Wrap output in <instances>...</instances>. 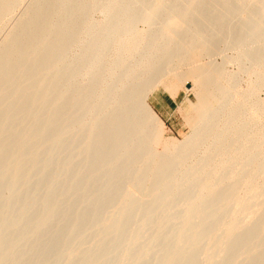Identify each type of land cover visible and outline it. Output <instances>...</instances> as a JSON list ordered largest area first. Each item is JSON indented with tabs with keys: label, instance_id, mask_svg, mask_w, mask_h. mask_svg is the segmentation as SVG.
<instances>
[{
	"label": "bare ground",
	"instance_id": "bare-ground-1",
	"mask_svg": "<svg viewBox=\"0 0 264 264\" xmlns=\"http://www.w3.org/2000/svg\"><path fill=\"white\" fill-rule=\"evenodd\" d=\"M202 1L30 0L26 9H22L24 11L15 19L13 27L0 41V264H23L32 260V256H38L32 257L35 260L32 264H48V260L53 259L55 264H234L241 256L256 251L255 245L239 246L231 260L227 256L235 237L245 234L252 225L257 226L256 239L264 236V108L258 97L264 90V47L263 53L259 50V55L253 52L254 44L264 35V2L256 5V10L242 22L239 35L232 27L234 20L230 22L232 32L238 36L230 35L234 37L232 47L236 55L225 57L220 65L213 62L209 67L193 64L179 71L181 63L198 60L209 47H215V43L218 46V40H224L219 37L221 33L216 41L208 35L207 29V33L203 32L206 27L202 26L208 24L201 26V21L218 20L203 16L204 11L194 14L195 7ZM230 1L234 5L233 0ZM257 1L245 0L243 3L258 4ZM175 2L180 5H173ZM21 3V0H0V32ZM230 8L227 6V13ZM95 12L101 19L93 17ZM77 16L79 19L75 21ZM140 24L146 28L139 29ZM230 28L228 31L231 32ZM259 45L254 47L259 48ZM227 63L240 64L238 72H227ZM240 71L248 76L245 89L239 86ZM170 77L182 84L191 80L195 89V99L189 101L191 116L189 120L186 118L191 132L181 141H162L163 123L149 102L152 93ZM84 81L90 83L87 95L83 93L88 85ZM70 90L71 95L66 100V92ZM82 108L85 112L80 120L78 112ZM105 118L104 125L98 128L97 124ZM106 130H111V140L120 142L112 151H109L111 140L108 144L101 140ZM81 131H85V136L76 142ZM66 136L70 141L67 148L63 147L65 158L53 163L61 172L52 174L47 181L45 178L42 201L55 195L54 184L64 179L65 171L68 173L70 169L71 181L80 186L88 185L89 181L84 169L95 176L109 173L115 177L124 172L127 180L134 183L139 180L140 184L148 165L150 169L145 181L137 186L159 196L156 201L159 206L171 201L175 191L183 186H191L193 195L183 198L179 217L164 221L159 216L150 221L149 213L155 209L152 208L129 223L125 210L130 194L125 187L126 192L113 217L104 216L95 222L92 217L93 222L85 218L80 223L88 220L89 224L76 233L74 228L80 227L76 226L79 215L84 217L86 214L69 213L73 216L69 224L58 227H66L65 238L61 234L63 229L48 227V230L60 231L57 233L64 239L62 249L57 252L53 249L57 245L51 243V236L47 237L54 246L51 249L57 252L45 250L54 254L51 259L47 257L50 253L44 251L49 247L42 246L49 245L45 242L38 246L35 243L36 247H29L27 252L20 246L26 255L17 260L14 255H17L18 245L36 236L58 211L52 201L51 204L42 202L38 212L30 217L31 222L26 223V215L36 202L21 198V203L18 198L22 196L18 194L26 191L34 166H38L35 180H41L39 177L42 178L52 157L60 153L58 145L66 143ZM158 146L163 147L166 156L157 152ZM123 164L127 166L125 171H121ZM153 177L157 179L154 183ZM134 183L132 187H135ZM67 185L61 196L69 190ZM104 188L99 186L98 190ZM94 189L97 190L93 188L92 191ZM221 189L224 191L218 198L227 194L234 197L232 208L225 204L220 207V210L230 209L232 218L222 222L196 220L200 209L206 206L202 198H210ZM8 191H12L11 196L3 197L2 193ZM13 211L19 215L14 216ZM61 215L59 213L56 218L65 217L67 213ZM45 232H41L43 236ZM89 234L93 236L81 244ZM109 248L108 256L104 251ZM259 264H264V258Z\"/></svg>",
	"mask_w": 264,
	"mask_h": 264
},
{
	"label": "rangeland",
	"instance_id": "rangeland-1",
	"mask_svg": "<svg viewBox=\"0 0 264 264\" xmlns=\"http://www.w3.org/2000/svg\"><path fill=\"white\" fill-rule=\"evenodd\" d=\"M22 1V3L18 6V8H16V10L13 12V14L9 17V19H7V21H8V23H7V21H5L4 22V25L6 26V28L5 27H3V29H2V31L0 32L1 34H0V41L2 40V38H3V36H4V34H5V32L6 31H8V30H10L12 27H13V25H14V22H15V19L20 15V12H23L25 9H26V6L30 3L29 1L30 0H21ZM27 1V2H26ZM32 1V0H31ZM219 1H221V2H219ZM229 0H216V1H213V0H205V2H204V0L202 1V3H200L199 5H197L195 8H196V10L194 11L195 13V15H197V13L196 12H203L204 11V14H203V16L204 15H207V18H210V17H214V18H212V19H217L218 21H216V20H212L215 24L213 25V22H211V19L209 20L211 23H209V21H201L200 22V25L202 26V25H204V23H206V24H208V25H204V26H202L203 28L204 27H206L204 30H203V32H208V35H210V37H214V40H218L219 38H218V36L217 35H219L220 33H221V35H219V37L220 38H222V39H226V42H224V40L222 41L221 39L220 40H218L219 42L218 43H220L218 46H216L217 44L215 43V47L213 46V47H209V49H208V51H206L204 54H203V56L201 57V58H199L198 60H195V61H187V62H184V63H181V67L179 68L180 70L179 71H184V70H186V69H188V68H190V67H192V66H194L193 64H195V65H202V66H207V67H209V63L211 64L212 62H213V64L214 63H216L217 65H220L222 62H223V60L225 59V57H231V56H234V55H236V51L233 49V47H232V42H233V39H234V37L236 38V34L235 33H233L232 32V27H234L235 29H234V31H236L237 32V34L238 33H240L239 31H240V26L242 27V25H244V23L242 24V22H245V19L248 17V16H250V13H251V11H255L256 10V5L258 6L259 5V3L260 2H264V0H259V2H258V4L257 3H254V4H250V3H243V1L245 2V0H240V2L239 1H234L233 0V2H234V5H231V4H233L231 1L230 2H228ZM201 2V1H200ZM208 3V4H205V3ZM211 2V3H210ZM226 2H228V3H226ZM203 3L205 4V5H203ZM216 3V4H215ZM221 3H223V4H221ZM176 4V5H175ZM227 4V6H229V8H230V6L232 7V6H234V7H232V9L230 8V10L232 11H229V13H227L228 12V10L229 9H227V6L226 7H224L225 5ZM240 4H242L243 5V7H245V9L243 8V7H241L240 6ZM244 4H246V5H244ZM249 4V5H248ZM22 5V6H21ZM173 5H175V6H177V5H180L179 4V2L177 3V2H175V3H173ZM208 6V8H207V10L208 11H206V7ZM210 5V6H209ZM213 5V6H212ZM220 5H222V6H220ZM250 5H251V7H250ZM253 5V6H252ZM198 6H200V7H198ZM212 6V7H211ZM235 6H237L238 8H236L235 10L236 11H234L233 9L235 8ZM247 6H249V7H247ZM24 7H25V9H24ZM213 7H215L216 9H214V10H212L213 9ZM198 8L199 9H201V11H198ZM227 9L226 11H224V9ZM247 8H249V9H247ZM22 9H24V10H22ZM217 9H219V10H217ZM22 10V11H21ZM248 12H247V11ZM213 11H216L215 13H212ZM238 11V12H237ZM245 11V12H244ZM234 13V14H236V15H234V14H232V15H229V14H231V13ZM236 12V13H235ZM239 12H240V14H239ZM210 13H211V15H210ZM225 13V15H223ZM246 13V14H245ZM200 14H202V13H199V15ZM218 15V16H214V15ZM219 14H221V15H219ZM248 14V15H247ZM93 17L94 18H96V20H99V19H101V16H100V14L98 13V12H95V13H93ZM208 15H210V16H208ZM234 15V16H233ZM237 15H239L240 17H238ZM245 15H247L246 17H245ZM79 16V15H78ZM78 16H77V18H74L75 19V21H77V19H79L78 18ZM222 16V17H221ZM225 16L228 18V19H226L225 18ZM231 16L232 17H234V19L232 18L231 19ZM235 16H237V17H235ZM242 16V17H241ZM244 16V17H243ZM206 17V16H205ZM217 17V18H216ZM219 17V18H218ZM13 18V20H11ZM224 18V19H223ZM235 18H237L236 20H235ZM241 18H243L242 19V21L240 20ZM230 19V20H229ZM225 20H227L226 21V23H225ZM229 20V21H228ZM234 20V22H232ZM220 21V22H219ZM236 21H238V22H236ZM239 21H241V22H239ZM224 23V25H223V23ZM230 22H232L233 24H234V26L232 25V23H230ZM203 23V24H202ZM228 24H230V25H228ZM210 25H212V26H210ZM220 25H223V26H221V28H223V29H221L219 26ZM231 25H232V27H231ZM201 26H199V27H201ZM229 26V28L231 29V32L230 31H228V29L229 28H227L226 29V27H228ZM236 26V27H235ZM139 27V29L141 28V29H144V28H146V27H144V26H142L141 24L138 26ZM144 27V28H143ZM209 27V28H208ZM211 28V29H210ZM225 28V29H224ZM238 28H239V30H238ZM201 29V28H200ZM207 29V30H206ZM215 29H217V30H215ZM220 29H221V31H220ZM3 30H5V31H3ZM202 30V29H201ZM206 30V31H205ZM211 30V31H210ZM214 30V31H213ZM227 32H226V31ZM238 30V31H237ZM219 32V33H217L216 35L214 34L215 32ZM206 32V33H207ZM213 32V34H209V33H212ZM228 32H230L229 34H227ZM222 34H224V35H222ZM225 34H227V35H225ZM232 34V35H231ZM183 35V34H182ZM229 35V36H228ZM230 35L231 36H234V37H230ZM239 35V34H238ZM223 36V37H222ZM226 36V37H225ZM263 36V37H262ZM225 37V38H224ZM238 37V36H237ZM217 38V39H216ZM229 38H231V39H229ZM233 38V39H232ZM260 39H262V41L260 40ZM260 39L257 41V43L256 44H254V46L256 45H258V44H260L259 46V48L258 47H254L253 46V50H255V51H253L254 53H258V55L259 54H261V51H262V53H263V47H264V45H262V44H264L263 43V41H264V35H261V37H260ZM222 41V42H221ZM229 41H230V43H229ZM228 44H230V45H228ZM262 45V46H261ZM228 46H230V47H228ZM222 47H224V48H222ZM232 48V49H231ZM215 49V50H214ZM218 49V50H217ZM257 49V50H256ZM212 50H213V52H212ZM217 50V51H216ZM234 50V51H233ZM259 50H261V51H259ZM234 52V53H233ZM210 55V56H209ZM230 55V56H229ZM263 55V54H262ZM210 60H209V59ZM203 59V60H202ZM212 59H214V60H212ZM221 60V61H220ZM205 63L207 64V65H205ZM239 65L240 64H236V63H227L226 64V70H227V72H231V73H236V72H238V70H239ZM72 67V66H71ZM70 67V68H71ZM69 69V68H68ZM240 75H238V80H239V86H240V88H243V89H245L246 87L245 86H247V83H248V76L245 74V73H241V71H240V73H239ZM64 81V78H62L61 79V81ZM62 81V82H63ZM85 83H87L88 85L86 86V90L83 92V93H85L86 95L88 94V93H90V91L88 90V86H89V84L90 83H88V81H84ZM193 91V92H192ZM69 92H71V90L70 91H68V92H66V100H68V98L70 97V95H71V93H69ZM188 92V93H187ZM194 92H195V89H194V84H193V82L191 81V80H188L187 82H184L183 84L182 83H180L179 81H177L176 79H174V78H167V80H165V82H164V85L162 86V87H159V88H157L152 94L153 95H151L150 96V106L152 107V109H153V111L156 113V115L160 118V120L162 121V123H163V131H162V135H161V139H162V141H167V140H171V139H175V140H179V141H181V140H183L190 132H191V130H190V127H189V125H188V123H187V120H189V118H190V116L191 115H189V112H190V110H189V101L190 102H192V101H194V99H195V97H194ZM112 95V94H111ZM110 95V96H111ZM122 95V94H121ZM258 97H259V100H261V105H262V107L264 108V103H263V101H264V90H261L259 93H258ZM158 98H163L164 100H166V101H168V110L166 111V112H164V111H159V110H157V108L156 107H154V105H155V101H156V99H158ZM188 101V102H187ZM83 110H81L80 112H78V119H80V120H82V117H83V113L85 112L84 111V109L85 108H82ZM69 112L68 113H66V119H67V121H66V123L68 124L69 123ZM189 115V116H188ZM186 118H187V120H186ZM106 120H107V118H105L104 120H101L98 124H97V127L98 128H101L103 125H104V123L106 122ZM66 124V125H67ZM96 127V128H97ZM109 131V132H108ZM85 134V131L84 132H82L81 131V133H79L78 134V136H77V138L78 139H76V142H78V141H80V140H82L83 138H84V135ZM112 136V133H111V130H106V131H104V133H103V136H102V141L103 142H106L107 144L109 143V141L111 140L110 138H111V136ZM69 138V139H68ZM168 138H170V139H168ZM114 140V141H113ZM69 141H70V137L69 136H66V143H61V144H59L58 145V149H60V153L59 154H57V155H54L53 157H52V159L50 160V163H49V166L46 168V169H44L43 170V172H42V175H41V177L42 178H40L39 177V179H41V180H35L36 179V176H35V173L37 172V169H38V166H34V168H31V169H33L32 170V172H31V174H33V177L31 178V180L29 181V183H28V185H27V189H26V191H21L20 193H23V194H25L24 196H23V194L21 195L20 193V195L18 194V196H22V197H19L18 198V200L19 199H21L22 198V200L23 201H25V200H35V205L37 206H33L31 209H30V211L28 212V216L26 215V219H25V222L27 223V222H31V219L33 218V216L38 212V208H39V204L40 203H42V202H46V204H51V201L53 202V203H55L58 207H57V210L58 211H56V213L55 214H57V215H59V213H60V215L63 213V212H66L67 213V215L65 216V217H61L60 218V216H59V218H56V217H58L57 215H54V217H53V219L39 232V233H41V232H45V229L47 230V232H45L44 234H45V236H43V233H41V235H39V233L36 235V236H34V237H32V238H30L31 240H29V241H23V242H21L20 243V245H18V247H22L23 249H25L26 250V252L28 251V249H29V247H30V249L32 248H35L36 246H38V245H40L41 243H45L46 242V244L48 243L49 245H42V246H44V247H49V248H45L44 249V251L45 250H49V249H51V247H54V246H52V244L51 243H54V245L56 246V247H59V248H53V249H57V252H60V248L62 249V246H61V244L63 243L62 241L64 240V239H62V237H61V235L59 234V233H57V231L59 230V229H63L62 230V232H64L65 231V229H66V227H63V228H61L62 226H64V225H68L69 224V222L71 221V218L73 217L72 216V214H69V213H74V212H76V214L77 215H79V214H86V215H84V217H82V215H79L80 216V219H79V223L76 225V226H78V225H80V227H78V230L76 229V227L74 228L75 230H74V232L75 231H77L76 233H78L79 231H82V230H84L86 227H87V225L89 224L88 222L90 221V222H95V220L96 221H98V220H100V219H102L104 216H110V217H113L115 214V208H116V206H117V204H118V202L120 201V199H121V197L124 195V193L126 192V188L125 187H127V189H128V195L130 194V196H128L127 197V208H126V212H125V217H127L126 218V222H129V223H131V222H133L134 220H137L140 216H142V214H144V212H146V209H152V208H157L155 211L152 209V213H149V219H150V221H153V220H155L157 217H159V216H161V218H163L164 219V221H168V220H170V219H172V218H176V217H179V214L181 213L180 211H181V202L183 201V198H186L187 196H191V195H193V193H191V192H193V190H191L192 189V187L190 186V187H188V186H183V187H180L179 189H177L176 191H175V194L173 195V197H172V200L171 201H169L166 205H158V202H156V201H159V196H153V194L150 192V191H144V190H142V187L141 186H137V185H140V184H143L142 182H144L145 181V177L148 175L147 174V172H149L148 170L150 169L149 168V165L148 164H146V165H148L147 166V172L145 173V172H143V170H142V172L144 173V174H142V175H144L143 177L144 178H142V182L140 181V184H138L139 183V180H135V181H137V183H134V182H130L129 180H127V178L124 176V172H120L119 173V175H115V177L113 176V174H109V173H103V175H98V176H95V175H93V174H90L87 170H83V172H84V175L86 176V178L89 180L88 181V185H86V186H80V185H78V183L77 184H75V187H71V186H74V184H73V182L71 181V177H72V171H71V169H70V171H68V173H66V171H65V178L64 179H62V180H60V181H58L56 184H54V192H55V195H53L51 198H49V199H45L46 201H42L41 199H40V196H41V193L43 192V188H44V180H45V178H46V181H47V179L49 178V176H51L52 174H54V173H56V172H61L60 170H59V168L58 167H56V164H55V166H54V164L53 163H56V161H59V160H61L60 158H65V155H66V151L64 150V148L66 147L67 148V144H69ZM68 142V143H67ZM117 143H119L120 144V142H117V140L116 139H112L111 141H110V143H109V147H110V149H109V151H112L113 149H115L116 147H117ZM95 145V144H94ZM64 147V148H63ZM62 148V149H61ZM93 148H94V146H93ZM100 150H102V152H103V149H100ZM163 147L162 146H158L157 147V152L158 153H162V154H164L163 152ZM104 153H106V152H104ZM103 153V154H104ZM113 153H111L110 154V156H113L112 155ZM165 156L167 155V154H164ZM54 157H57L56 159H54ZM125 157V156H124ZM199 157V156H198ZM165 159V158H164ZM54 160V161H53ZM51 164V165H50ZM55 167V168H54ZM127 166L125 165V164H123L122 166H121V171H125V170H127V168H126ZM144 167H146V166H144L143 165V168ZM36 168V169H35ZM49 168V169H48ZM142 167H141V169H143ZM47 170V171H46ZM50 171H52V172H50ZM50 173V174H49ZM68 174H71V176H69ZM146 174V175H145ZM68 175V176H67ZM156 176H157V173L155 174ZM154 175V176H155ZM159 176H158V179H160V174H158ZM161 175H164L163 173H161ZM44 176V177H43ZM47 176V177H46ZM117 176H119V177H117ZM122 176V177H121ZM155 176V177H156ZM104 177V178H103ZM111 177V178H110ZM142 177V176H141ZM115 178V179H114ZM154 178V177H153ZM107 180V181H106ZM156 180L157 179H155L154 178V180H153V183H154V181L156 182ZM33 181L34 182H36V183H34V184H31V183H33ZM39 181H41V182H39ZM63 181V182H62ZM104 181H106V182H104ZM72 182V183H71ZM128 182V183H127ZM41 183H43L42 185H41ZM59 183H62V184H59ZM136 184L135 185V187H132V184ZM37 184H39V185H41V186H36ZM68 184V185H67ZM72 184V185H71ZM104 184V185H103ZM30 185V186H29ZM57 185V186H56ZM62 185V186H61ZM65 185H67L66 187H69L70 186V188H69V190L66 192V194H64V196H61V191L64 189V187H65ZM90 185V186H89ZM131 185V186H130ZM78 186V189L76 188ZM95 186V187H94ZM99 186L100 187H102V186H105V188L104 189H102V190H98V188H99ZM153 186H154V184L152 185V187H150V188H153ZM30 187H32V188H30ZM40 187H42V188H40ZM58 187V188H57ZM84 187V188H83ZM89 187V188H88ZM141 187V188H140ZM74 188V189H73ZM93 188H97V190H95V191H92L93 190ZM108 188V189H107ZM190 188V189H189ZM33 189H35V190H33ZM40 189V190H39ZM71 189H73V190H71ZM180 189H182V190H185V191H181ZM189 191H188V190ZM28 190H30V191H28ZM32 190V191H31ZM42 190V191H41ZM56 190H58V191H56ZM142 190V191H141ZM34 191V192H33ZM72 192V193H70L69 194V192ZM223 189H221V190H219V191H217V193L214 195V196H211L210 198H202V199H204V202H206L205 204H206V206L204 207V209H200V211L198 212V214H197V216H196V220H206V219H216V220H218V221H220V222H222V221H226V220H229V219H231L232 218V213H230V209H227V210H220V207L222 206V205H227V207L228 208H232L233 207V203H234V197L232 196V195H229V194H227V195H225V196H223V197H220V198H218V196H220L222 193H223ZM58 192V193H57ZM179 192H183V193H180L179 194ZM184 192H187V193H184ZM188 192H189V194H188ZM6 193V194H5ZM5 193H2V195H3V197H4V195H8V196H5V197H9V196H11V194H12V191L11 192H5ZM8 193V194H7ZM29 194V195H28ZM33 194H34V196H33ZM38 194V195H37ZM58 194H59V196H58ZM183 194H186V196L185 195H183ZM191 194V195H190ZM26 195H27V197H26ZM183 195V196H182ZM14 196V195H13ZM35 196H38V197H35ZM75 197V198H74ZM77 197V198H76ZM112 197V198H111ZM32 198V199H31ZM57 198V199H56ZM68 198V199H67ZM78 198H79V200H78ZM158 198V199H157ZM180 198H181V200H180ZM37 199H40V201H37ZM51 199H53V200H51ZM68 201H67V200ZM91 199V200H90ZM155 199H157V200H155ZM176 199H178V200H176ZM22 200H19V202H21V203H23L22 202ZM59 200V201H58ZM73 200V201H72ZM78 201V202H75V201ZM111 200V201H110ZM67 201V202H66ZM72 201V202H71ZM80 201V202H79ZM84 201V202H83ZM58 202V203H57ZM71 202V203H70ZM60 203H61V208H59V206H60ZM78 203H79V205H78ZM72 206V207H70V206ZM112 205H114V206H112ZM154 205H155V207H154ZM68 206V207H67ZM108 206V207H107ZM110 206V207H109ZM81 207H83V208H81ZM126 207V206H125ZM147 207V208H146ZM149 207V208H148ZM160 207V208H159ZM59 208V209H58ZM63 208V209H62ZM254 208V207H253ZM253 208H251L250 209V211H252V209ZM75 209V210H74ZM144 209V210H143ZM62 210V211H61ZM32 211V213H30ZM69 211H71V212H69ZM78 211V212H77ZM80 212V213H79ZM92 212V213H91ZM117 212V211H116ZM140 212V213H139ZM151 212V211H150ZM13 214H14V216H15V214H16V216L17 215H19L18 214V212H16V211H13ZM29 214H31V216L29 215ZM87 214H89V216L87 217ZM95 214V215H94ZM150 214H151V216H150ZM242 215H244L243 213H241ZM33 215V216H32ZM90 215H92V216H90ZM131 215V216H130ZM62 216V215H61ZM135 216V217H134ZM30 217H32V218H30ZM90 217H92V218H94V220L92 219V218H90ZM131 217V218H130ZM250 217H251V215H250ZM30 218V219H29ZM56 218V219H55ZM85 218H87L88 220V222L86 221V220H84V222H85V224H84V222L82 223H80V221H82L83 219H85ZM151 218H153V219H151ZM30 220V221H28V220ZM59 219V220H58ZM63 221H62V220ZM131 219V220H130ZM53 220H54V222H53ZM67 220V221H66ZM93 220V221H92ZM128 220H130V221H128ZM246 220H248V219H246ZM56 221H58V222H56ZM56 222V223H55ZM52 223V224H51ZM59 223V225H57ZM66 223V224H65ZM86 223H88V224H86ZM56 224V225H55ZM26 225V224H25ZM51 225V226H50ZM84 225H85V227H84ZM57 228H56V227ZM59 226H61L60 228H58ZM83 226V227H82ZM25 227V226H24ZM47 227V228H46ZM48 227H54V228H56V229H58V230H56V231H54V228H52V229H50V230H48L49 228ZM81 228H84V229H81ZM20 229H23V227H20ZM54 231V232H52V231ZM49 231V232H48ZM257 231V226H256V224L255 225H252L251 226V229H249L248 231H246L245 232V234H241V235H238V236H236L235 237V242L233 243V244H231L230 246H229V248H228V250H227V252H228V254H227V256H228V259H230L231 260V258L237 253V251H238V249H240L239 248V246H250V245H255L256 246V251L253 253V254H251V255H243V256H241L239 259H238V261L236 262V263H234V264H259L261 261H262V259L264 258V236L263 237H260V238H258V239H256L255 238V232ZM58 232H60V231H58ZM50 233V234H49ZM51 233H55L54 235H55V237H53L54 235L53 234H51ZM57 234V235H56ZM62 234V236L65 234L66 235V233L64 232V233H61ZM53 235V236H52ZM65 235H64V237L63 238H65ZM39 236H41V237H39ZM49 236H51V238H49V239H52V242L50 243V240L47 238V237H49ZM58 236H60V238H61V240L59 239V237ZM93 236V234L92 235H86L82 240H81V244L82 243H84V242H86L88 239H90L91 237ZM243 236V237H242ZM254 236V237H253ZM53 237V238H52ZM55 238V239H54ZM238 238V239H237ZM241 238V239H240ZM38 239H39V241H41V242H39L38 241ZM48 239V240H47ZM37 240V241H36ZM42 240H44V242H42ZM55 240L57 241V242H59V244H55V243H57V242H55ZM239 240V241H238ZM242 240H244V241H242ZM54 241V242H53ZM236 241H238L240 244H237V242ZM241 241V242H240ZM247 241V243H245ZM244 242V243H243ZM253 242H255L254 244H252ZM36 243V246L34 245ZM40 243V244H39ZM29 244V246H27ZM243 244V245H242ZM51 245V246H50ZM238 245V246H237ZM61 246V247H60ZM17 247V250H16V253L15 254H17V255H14V257H16V259L18 260L20 257L22 258V257H24L25 255H23L24 253H26V252H24L23 250H22V248L20 247V248H18ZM27 247V248H26ZM238 247V248H237ZM113 248V247H112ZM232 248V249H231ZM234 248H237L236 250H234ZM29 249V250H30ZM53 249H51L52 250V252L53 253H57V252H54V250ZM114 249V248H113ZM104 250V249H103ZM21 251H23V252H21ZM56 251V250H55ZM109 251H111V249L109 248V250L108 251H104L105 252V254H106V252L108 253V256H109ZM21 252V253H20ZM46 253H50V254H46L47 255V257L49 258V259H51V254H53V253H51V251L49 252V251H45ZM99 254L100 255H102L103 253L102 252H99ZM104 254V255H105ZM22 255V256H21ZM45 255V256H46ZM54 255V254H53ZM33 258L35 257H38V256H32ZM31 257V259L32 260H27V261H25L23 264H27L26 262H28L29 264L31 263H33L32 261L34 260L33 258ZM102 257V256H101ZM105 257H107L106 255H105ZM105 257H102V258H105ZM262 257V258H261ZM99 258V257H98ZM97 258V259H98ZM101 258V259H102ZM15 259V258H14ZM15 259V260H16ZM53 259V258H52ZM194 260L195 261H197L198 262V260H197V257L196 256H194ZM29 261H31V262H29ZM35 261V260H34ZM54 262L53 264H55L56 262H55V259H53V260H48V264H52V262ZM253 261V262H252ZM49 262H51V263H49ZM255 262H259V263H255ZM98 263V262H97ZM96 263V264H97ZM230 264H233V263H230Z\"/></svg>",
	"mask_w": 264,
	"mask_h": 264
},
{
	"label": "crops",
	"instance_id": "crops-1",
	"mask_svg": "<svg viewBox=\"0 0 264 264\" xmlns=\"http://www.w3.org/2000/svg\"><path fill=\"white\" fill-rule=\"evenodd\" d=\"M154 107L157 108V110H161L166 112L168 110V101L164 100L163 98H158L155 101Z\"/></svg>",
	"mask_w": 264,
	"mask_h": 264
}]
</instances>
